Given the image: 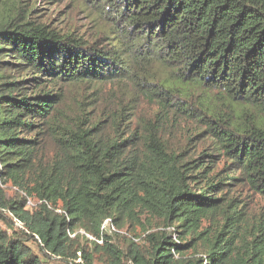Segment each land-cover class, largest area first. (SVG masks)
Returning <instances> with one entry per match:
<instances>
[{"label": "trees", "instance_id": "16d2710c", "mask_svg": "<svg viewBox=\"0 0 264 264\" xmlns=\"http://www.w3.org/2000/svg\"><path fill=\"white\" fill-rule=\"evenodd\" d=\"M77 1L89 38L0 0V264H264V0Z\"/></svg>", "mask_w": 264, "mask_h": 264}, {"label": "rangeland", "instance_id": "374dc122", "mask_svg": "<svg viewBox=\"0 0 264 264\" xmlns=\"http://www.w3.org/2000/svg\"><path fill=\"white\" fill-rule=\"evenodd\" d=\"M31 7L36 8L34 16L38 17L39 20L48 23L52 27L58 28V30L66 31V30H75L80 35H85V37H91L93 33V23L84 10L83 6L78 4L77 0H28ZM110 85H106L103 89V92H108ZM81 89H74L75 94L80 93ZM93 92V91H92ZM97 93V92H96ZM103 98V96H102ZM143 112H149L151 107L148 106L147 103H143L141 107ZM223 165L220 164V166ZM219 166V167H220ZM6 192L8 197H15L19 191L15 187H7ZM235 195L240 199L239 204L244 205L249 213V219L247 221V225L249 228L256 227L260 221H264V197L257 194L256 192L251 191L248 187L240 185L238 186V190L235 192ZM32 206L31 208H35L38 204V201L34 198H30ZM147 223L146 216H143L142 222ZM144 223V224H145ZM161 220H154L153 225L155 229H158L162 225ZM209 222H206L208 225ZM0 227L8 233L12 235H16L22 233V228L17 226L15 222L10 221L9 224L0 221ZM117 233L113 235L114 243L118 244L121 249L126 250V248L131 244V242H135L136 244L145 246V236L146 232L144 228L139 223L133 224H124L122 227L116 228ZM80 233L83 235L86 234L89 238H92L90 234H88L83 228L80 229ZM26 244L32 249V251L47 260L49 264H71L73 263H83L81 259L80 252L78 253V258L76 260H72L71 258H60V257H52L47 254L41 247H39V243L35 241V239L26 236ZM81 246L87 248L92 254L94 258V264H105L104 261L106 256L103 253H99V251H95V245L90 241H86L85 238L81 239ZM77 247V246H74ZM128 260H126L127 262ZM126 264H132V262H127Z\"/></svg>", "mask_w": 264, "mask_h": 264}, {"label": "built area", "instance_id": "2783aa9c", "mask_svg": "<svg viewBox=\"0 0 264 264\" xmlns=\"http://www.w3.org/2000/svg\"><path fill=\"white\" fill-rule=\"evenodd\" d=\"M28 204H29V205L31 204V201H30V200L28 201ZM15 223H16L17 226H19V227H23V224H22L19 220L16 219V222H15ZM100 242H101V241H100Z\"/></svg>", "mask_w": 264, "mask_h": 264}]
</instances>
